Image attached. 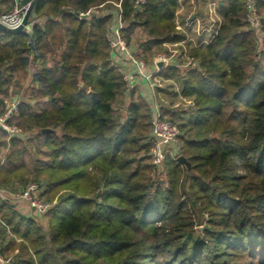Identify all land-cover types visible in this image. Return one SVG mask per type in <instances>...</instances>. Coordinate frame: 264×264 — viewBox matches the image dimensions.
I'll list each match as a JSON object with an SVG mask.
<instances>
[{"label": "trees", "instance_id": "16d2710c", "mask_svg": "<svg viewBox=\"0 0 264 264\" xmlns=\"http://www.w3.org/2000/svg\"><path fill=\"white\" fill-rule=\"evenodd\" d=\"M119 1L137 58L183 39L177 0H37L29 32H0V104L28 73L9 123L35 134L7 142L0 130V153L9 143L0 190L27 172L43 179L47 202L61 193L39 219L45 232L0 195L1 255L11 264H264V0H255L257 25L249 0H228L213 42L190 50L198 63L182 95L192 122L178 126L187 166L167 159L165 186L148 163V104L126 91L105 40L111 17L101 13ZM13 4L0 0V14Z\"/></svg>", "mask_w": 264, "mask_h": 264}, {"label": "built area", "instance_id": "2783aa9c", "mask_svg": "<svg viewBox=\"0 0 264 264\" xmlns=\"http://www.w3.org/2000/svg\"><path fill=\"white\" fill-rule=\"evenodd\" d=\"M13 10L0 17V24L9 28L15 29L22 23V19L25 15L27 7L19 5L18 0H14ZM143 0H137L136 5H142ZM99 8H102L100 6ZM248 11L250 12V18L254 25H257L258 16L255 7V0H249L247 3ZM98 16L95 9L86 13H79V18L88 16ZM206 15L209 21L207 27L201 28L196 31L195 39L185 38L176 44H167L168 51L171 52L167 58H158L153 61L152 66H148L147 63L134 56L127 45V42L121 36L122 30V11L120 1L112 4V8L104 9L101 13V17L110 16V26L105 33V40L111 55V64L122 76L123 83L126 91H130L136 87L138 83L145 85L150 89V98L148 103L151 102L150 108L152 109V119L150 122V134L148 137V144L150 146L149 161L152 166L153 172H159L167 159L176 160L180 156V142H179V129L178 126L167 120L162 115V109L156 103L153 90L157 87L160 88L158 73L160 68L165 66H172V56H175L178 63L174 66H181L185 69L195 68L197 61L190 56L189 52L194 48H205L210 45L215 39L220 27V21L216 13V7L214 3H209L206 8ZM192 21L188 23L191 25ZM182 31V30H181ZM184 33V32H183ZM173 47V48H172ZM190 47V49H188ZM160 67H158L159 64ZM155 101V102H154ZM18 110L17 104H11L5 113L0 114V130L6 134L9 139L23 140L25 137L21 136L20 132L9 123L10 119L15 116ZM1 113V110H0ZM161 172V171H160ZM39 187L34 184H26L21 188L18 194H15L13 199L15 203L13 206L18 212L23 213L31 211L30 215L37 216L38 219H42L44 214L49 210L50 204L40 202L38 197ZM6 194L3 190H0V195ZM20 202V203H17ZM17 204V205H16ZM0 264H11L9 259L4 258L0 253Z\"/></svg>", "mask_w": 264, "mask_h": 264}, {"label": "rangeland", "instance_id": "374dc122", "mask_svg": "<svg viewBox=\"0 0 264 264\" xmlns=\"http://www.w3.org/2000/svg\"><path fill=\"white\" fill-rule=\"evenodd\" d=\"M219 1L220 0H178L179 7L177 8V11L178 12L176 14V18H177V22H178V25L179 26L178 25H176V26H178V30H182V32H184V33H182L180 31L182 34H184L183 35L184 38H185V35H187V37L188 38H191V39L197 38L196 37V31L199 30V29H201V26L203 24L202 22L204 20V18L201 17V13L207 8V6H208L209 3H214L215 4L217 16H218V18L220 17L219 14L222 13L223 11L218 6ZM14 5H15V3L13 4V6L11 7V9L9 11L1 13L0 14V17L2 15H5V14L10 13L13 10ZM186 17H187V19H186ZM195 17H197V18H195ZM184 19H186L187 21L185 20L184 23H182ZM190 21H192V24L191 25H188V23ZM197 21H198V24L196 26ZM29 29H30V26L28 28H26L24 31L25 32H29ZM133 39H134L135 42H139V41L141 42V41H143L145 39V37L141 33V31H137L135 33ZM163 48L164 47H162V50L156 52L149 59V61L148 60L145 61L147 63V65L152 66L153 65V61L155 59H158V58H167L168 55L171 54V52L168 51V49L166 47H165L166 48V51L163 52L164 51ZM188 49H190V47ZM129 50H130L131 53L133 52L132 54L134 56L136 55L137 48L135 47V45L133 47H129ZM19 80H21L20 83H19V86H17V87H11L9 89L7 95L3 96V101L0 104V110H1V113L0 114L5 113L8 110V108L11 106V104H17V105H19L21 102H23V101L26 100V95L28 94L27 93V88L29 86L28 83H29V80H30L29 74L27 73L26 75L19 76ZM164 81H166V80H161L160 81L162 87L168 84L167 82H164ZM156 103L157 102H155L154 104H156ZM172 103H173L174 106L175 105L177 106V107H175V109L176 110H179V112H180V113L179 112H177V113H179V114H181V113L184 114L185 113L184 115H187V116H184V118L182 119L183 122H185L186 120L187 121L190 120V115L189 114H190V111L192 110V108L190 106L193 107V102L191 104H189V103H187L186 100H183V99H175V100H172ZM147 104H148L147 107L150 110L149 111V117H150V121L149 122H151V119H152V109L150 108L151 102H149V103L147 102ZM186 113H188V114H186ZM12 118H14V117H12ZM165 118L167 120H169V121L170 120L172 121V118L169 117V116H167ZM174 123L178 126L177 122H174ZM16 129L20 132L21 136L25 137V139H29L30 137L33 139L34 136H35L34 132L23 131V130H21L19 128H16ZM6 138H7V142H9L10 139H9V137L7 135H6ZM7 142H6V144L8 145L7 148L3 149L1 151V153H0L1 162H3L4 156L8 153V150H9V148H8L9 147V143H7ZM26 146H27V150H28L30 156L27 155V154L25 155V157H24V163L29 167V169H33L34 166L32 164L31 155H33L36 150L34 148H32V146L30 144H26ZM42 150H44V148H42ZM148 156H149V153H148ZM182 158L186 162V159L184 157H182ZM33 159L41 160V159H43V156L37 155ZM148 163L150 164L149 157H148ZM182 165L183 166L184 165L187 166V163L186 164H182ZM182 168H184V167H182ZM160 171L159 172H154L153 174L156 175V176L161 177V180L163 181V184L165 186V184H166V178H165L164 174H162L163 168ZM26 176H27V178H26L25 181H22V180H19V179L13 180L3 190L6 194L2 195V197L9 199V202L11 203V205H13L15 203V200L13 199V197L15 196V194H18L19 193V191L21 190L20 187L23 188L22 187L23 185L31 184V183H34V184H36L39 187L38 197L40 199V202L45 203V204L48 203V204H50V207L53 206V205H55L58 202V198L61 195V193L55 194L54 197H53V199H52V201L51 202H47V200H46L47 199V196H46V194L44 195V193H43L44 189L46 190V188H45V182L43 181V179H40V181H34L35 179L33 178V175L30 174V173H27V172H26ZM17 203H20V202H17ZM25 211L26 212H23L21 214H23L24 216H30V217L35 218L36 221L38 222V224L42 227V230H44V232L47 230V225L45 223V220L44 221L43 220L42 221H39V219H38L39 217L37 218V216L27 214V213H30L31 211H28L27 209ZM208 219H209L208 214L207 213H203L202 218H201V222L202 223H201V226H200V229L199 230H202L201 229L202 226H204L206 224V222H207ZM100 264H105V263H100Z\"/></svg>", "mask_w": 264, "mask_h": 264}, {"label": "crops", "instance_id": "0c3cea01", "mask_svg": "<svg viewBox=\"0 0 264 264\" xmlns=\"http://www.w3.org/2000/svg\"><path fill=\"white\" fill-rule=\"evenodd\" d=\"M227 1L228 0H220L219 1V4H218V6L223 11L222 13L219 14L220 17L218 18L219 21H220V24L222 22V17H223V15L225 13V8H226ZM178 7H179V5H178V0H177V8ZM177 12L178 11L176 9L175 18H174L175 25H178L177 18H176ZM201 17L204 18V20L202 22L203 24H202L201 28L207 27L209 25V21L207 19V15H206V9L201 13ZM195 18H197V17H195ZM186 19H187V17H186ZM186 19H184L182 23H184V21ZM197 24H198V21L196 23V26H197ZM178 26H176V27L178 28ZM179 31H181V30H179ZM183 39H184V37H183ZM181 41H179V42H181ZM179 42L166 43V44H164L163 45V47H164L163 48L164 49L163 52L166 51V48L165 47H167V44L168 45L169 44H172V46H173V44H176V43H179ZM169 56L170 55H168V57ZM176 63H178L176 57L175 56H172V66H165L163 68H160V71L158 73V78H160V81L161 80H166L164 82H167L168 84L162 87L161 86V83L159 81L160 88L157 87L156 89L153 90V92L155 94L154 95V98H155L157 104L162 109V115L164 117H167V116L171 117L172 118V121L173 122H177V124L179 126L182 123L192 122L191 115H190L192 110L190 111V114H189L190 115V120H188V121L186 120L187 122L186 121L183 122L182 119L184 118V116H187V115H184L185 113L184 114L183 113L179 114L180 112H179V110H176L175 109V107H177V106L176 105L175 106L173 105L172 100H175V99H183V100H186L187 103L191 104L192 103L191 102L192 101V98L191 97H186V96H183L182 95V83L185 82L184 77L186 76L187 69H185V68H183L181 66H174V65H176ZM133 90L135 91V94L140 99H142L146 103L148 102V98H150L151 95H150V89L147 86H145L143 84L141 85V83H138ZM190 107L193 108L192 106H190ZM177 112H179V113H177ZM186 114H188V113H186ZM15 209H18V208H15Z\"/></svg>", "mask_w": 264, "mask_h": 264}, {"label": "water", "instance_id": "95a60500", "mask_svg": "<svg viewBox=\"0 0 264 264\" xmlns=\"http://www.w3.org/2000/svg\"><path fill=\"white\" fill-rule=\"evenodd\" d=\"M37 0H33L31 1L28 6H27V9L25 11V15L22 19V23L21 25H19L17 28L15 29H9L3 25L0 24V32H4V33H10V34H19L21 32H23L26 28H28L30 26V16H31V13H32V10H33V7L35 5ZM159 67L161 66V64L158 65ZM47 130H44L42 131L43 133L46 132ZM177 162L180 163V164H186L185 160L179 156L177 158Z\"/></svg>", "mask_w": 264, "mask_h": 264}]
</instances>
